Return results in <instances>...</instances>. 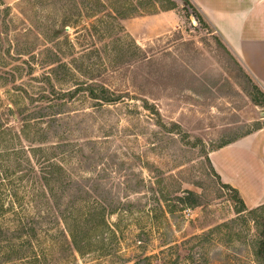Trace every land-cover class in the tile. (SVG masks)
<instances>
[{
	"label": "rangeland",
	"instance_id": "374dc122",
	"mask_svg": "<svg viewBox=\"0 0 264 264\" xmlns=\"http://www.w3.org/2000/svg\"><path fill=\"white\" fill-rule=\"evenodd\" d=\"M105 1L115 7L130 2L138 12L115 27L106 15L72 23L70 43L64 35L48 45L47 35L63 29L64 1L0 0V57L15 54L18 39L64 53L60 61L36 64L33 76L28 65L6 58L16 79L0 58V106L16 112L4 119L21 131L22 119L41 117L23 145L49 149L69 178L85 187L79 196L70 190L61 198V209L72 203L85 218L96 200L106 219L105 226L102 218H86L90 236L79 255L55 227L53 239L39 234L53 226V217H38L30 187L24 210L0 204V264H136L156 255L154 264L163 263L158 256L262 264L253 251L264 210H244L210 156L264 126V88L191 0ZM170 2L175 7L169 10ZM82 84L105 85L121 100L100 106L83 92L71 98L68 93ZM183 191L196 193L198 206L180 204ZM99 227L105 236L92 235ZM109 227L116 237L107 238ZM33 249L44 251L40 262ZM163 250L167 256L159 255Z\"/></svg>",
	"mask_w": 264,
	"mask_h": 264
},
{
	"label": "trees",
	"instance_id": "16d2710c",
	"mask_svg": "<svg viewBox=\"0 0 264 264\" xmlns=\"http://www.w3.org/2000/svg\"><path fill=\"white\" fill-rule=\"evenodd\" d=\"M39 1L43 2L44 0ZM51 1L55 3V0ZM56 1L65 2V13L62 21L63 26H61L63 29L56 28L51 31V34L47 35L48 45H51L52 42L60 40L64 35L66 37V42L70 43L71 34L67 31V29L72 28V23L79 24L85 21V19L96 18L99 15H106L107 17H105L110 19L105 21L106 24H108V26L115 27V23L119 24L120 21L131 18L136 12H138V10L130 2L120 7H115L113 6V3L112 5H107L105 0ZM68 3H70L71 5H68ZM170 3L171 7H169V10L175 7L174 3ZM129 10H132L134 13H130ZM7 11L8 13H10L11 7H7ZM198 19L202 21L201 17H198ZM77 28L78 27H76V29ZM94 29L96 32H100L98 31L100 27H94ZM87 32H90L89 29L87 30ZM37 39L39 41L38 35ZM20 41L21 40L19 39L16 41L17 44L14 47L15 54H13L11 50H8L4 53L5 56L0 57L3 60L2 64H4V66H6L7 68L6 74H9L14 79H16V72L15 70L13 71V69L11 70L12 73L9 71V66H11V64H6V58H10L14 62H22L23 64L28 65L31 68V72H29L28 75L33 76L36 72V64L39 65L40 63L42 65H47L49 64V60L60 61L62 59L61 56L64 55L62 51H60V53L54 51L53 46L48 49H43L42 46L39 45V47H37L38 45H35L33 42H26L28 43V45H25L23 43L24 41ZM64 67L69 72L71 71L69 64H65ZM0 72H2V70ZM48 80L49 82L51 81L49 78ZM21 89H19V91H23ZM80 92L86 93L91 100L97 101L100 106L113 105L120 102L121 100V96L113 92L110 88L105 85L98 84H82V86L78 87L73 93L72 91H70L68 94L71 98H73L74 95H77ZM43 98L48 97L44 96ZM15 114L16 112L13 107H4L2 105L0 106V204L3 208L8 204L10 206L9 209H14L13 207H17L19 204L21 206V210H24V201H26L27 198H32V196L35 197V199L39 201L36 203V205H34V209L36 210V214L38 215V217L47 221H49L50 218L53 217V220H50L53 226L48 227L45 231V228H40L41 232H39V234L41 236H43L42 234L51 236V238L53 239V233L56 229H58L61 236L65 237V240L69 242L71 248L74 249L77 254L83 255L85 249V240L88 238V236H90V233H88L86 227V218L88 217L89 220L90 216L95 221L102 218L103 225L106 226L105 208L95 200L94 204L91 206L92 213L87 215V217L85 215V218L82 210L72 206V203L71 205L66 207L65 210L61 209V205L59 203L61 198H65L66 196H68L70 190H74V194L79 196V194H82L85 191V187L79 180L73 181L71 178H69V175L67 174L68 172L66 171L65 167L63 165L55 163L54 158L57 157L53 158V155L49 153V149L39 148V150L36 151V149H34L33 147H26L25 145H23L22 142L24 139L27 140L28 138V140H30V133L31 129L33 128L31 124H33V121L39 120L41 117H37L38 115H33L31 117L28 116L22 119L23 126L21 127V131H18L17 128H12L9 124H7L8 119H4V116L10 118L14 117ZM22 114L23 110H21L20 112V115ZM37 163L41 165H43V163H48L49 166L48 168L39 169ZM30 187L33 188L32 196L29 190ZM236 193L238 196H240L238 191H236ZM20 194L23 195L20 196ZM177 198L179 200V203L183 206L194 207L198 206V199L200 197L194 192L183 191V196H179ZM79 200L80 199H78V201ZM193 200L194 202L192 203ZM241 203L244 207V210L247 211L248 208L243 199H241ZM259 210L263 211L264 206L254 209L252 210V212L257 213V211ZM2 212H4V209H2ZM54 227L55 230L53 231ZM109 230L110 234L107 235L108 239L111 236H117V231L110 227ZM99 232H102L104 236L106 235L102 227H99L98 230H95V233L93 232L92 235L98 237ZM39 234L36 232L34 235L37 238L38 236H40ZM0 244H2V242ZM0 249L2 250L3 246L0 247ZM33 254L34 260L36 262H40V259L44 256V251H40V253H38L33 249ZM253 254L254 256H256L259 263L264 264V230L261 232V234H259L257 246L253 251ZM159 255L167 256L165 250H163ZM2 256L6 258L12 257V255L9 253H5ZM156 256L140 257L137 259L136 264H154L153 258H155ZM156 259L163 262L160 264H198L194 256H190L184 259H181V257L178 256L176 257V259L170 260L168 259V257L158 256V258Z\"/></svg>",
	"mask_w": 264,
	"mask_h": 264
},
{
	"label": "crops",
	"instance_id": "0c3cea01",
	"mask_svg": "<svg viewBox=\"0 0 264 264\" xmlns=\"http://www.w3.org/2000/svg\"><path fill=\"white\" fill-rule=\"evenodd\" d=\"M191 1L264 88V0ZM210 159L249 209L264 206V126L212 152Z\"/></svg>",
	"mask_w": 264,
	"mask_h": 264
}]
</instances>
